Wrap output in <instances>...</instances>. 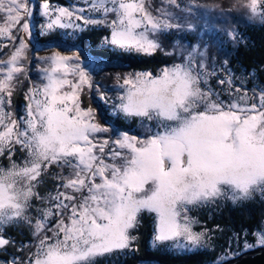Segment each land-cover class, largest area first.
<instances>
[{
  "label": "snow or ice",
  "instance_id": "6c2138e0",
  "mask_svg": "<svg viewBox=\"0 0 264 264\" xmlns=\"http://www.w3.org/2000/svg\"><path fill=\"white\" fill-rule=\"evenodd\" d=\"M168 2L175 4V0ZM256 5L257 0L248 5L253 15L258 14ZM42 8L48 15L47 2ZM91 8L103 18L76 19H83L86 25L106 24L107 15L114 13L116 19L108 24L111 37L104 43L124 50L151 53L159 45L150 34L178 27L167 18L153 17L142 2L135 0H93ZM0 12L5 17L0 35L15 40L11 33L18 25L28 31L25 0H0ZM59 12L61 16L73 15L66 8ZM54 24L79 27L61 23L60 17L47 27L51 29ZM25 49L20 40L8 62L10 67L0 79V125L5 127L0 131V154L8 147L11 155L10 146L19 144L29 156L23 167L13 163L8 170L0 169V224L23 221L29 227L34 225L39 242L26 262L13 259L10 264H94L96 256L130 247L135 237L130 236L129 229L135 227L141 210L157 215L155 241L183 237L185 243L176 247L199 246L204 233L193 232L186 215L180 222L179 207L187 211V205L222 196L236 200L248 198L256 190L264 193V89L259 92V105L241 107L235 102L225 105L219 97L213 100L211 90L201 88L207 73L202 71V61L194 62L193 52H189L186 63L164 68L158 76L151 72L129 74L119 85L123 94L118 97L117 110L156 121V130L148 128L151 135L146 140L119 134L113 143L129 152L112 151L113 162L106 163L103 154L109 141L93 142L91 137L109 129L93 122L92 109L80 108L79 92L93 84L86 68L79 64L70 67V57L49 58L53 67L43 88L44 99L35 98V89L26 94L30 103L23 130L16 120L5 125L4 96L12 95L15 74L23 70L17 62ZM60 67L65 74L70 69L78 80L54 78ZM4 71L0 68V73ZM64 85L71 91L58 94ZM201 106L204 111L197 110ZM53 164L71 172L54 177L59 183L56 194L49 196L53 205L38 209L40 216L33 221L26 213L34 198L42 199L34 189ZM50 216L59 217L53 228H47ZM48 231L53 235L48 236ZM9 243L0 233V247ZM257 243L264 245V232H257ZM253 246L245 244L246 249Z\"/></svg>",
  "mask_w": 264,
  "mask_h": 264
},
{
  "label": "rangeland",
  "instance_id": "374dc122",
  "mask_svg": "<svg viewBox=\"0 0 264 264\" xmlns=\"http://www.w3.org/2000/svg\"><path fill=\"white\" fill-rule=\"evenodd\" d=\"M45 2L49 5L48 15L43 14L42 5ZM92 2L93 0H66L65 3L48 0H25L27 12L29 14H26L24 19L29 24L28 31H23L18 25L17 28L12 29L11 33L12 36L16 37L15 40L7 34L0 35V68L5 70L4 73H0V79L4 77L7 68L10 67L8 62L16 48L19 47L20 40H23L26 45L23 55L17 62V66L21 67L23 70L15 74L12 82L14 87L11 97H7L6 94L4 96L5 103L3 105V113L5 114V125L9 124L11 120H16L19 130H23L25 127L24 121L27 119L28 104L30 103L26 98V94L29 93L30 89H35V98L37 100L44 99L43 88L48 84V76L52 74L51 69L53 67L52 61L49 58L56 55L70 57L71 59L67 62L70 67L79 64L81 67L86 68L91 76L93 87L90 89L87 85L83 86V89L79 92V106L83 110L92 109L94 113L93 122L109 129L108 132L94 134L91 139H93V142L109 141V144L105 147L103 159L106 163H112L113 159L110 155L112 151L118 150L124 155H127L129 152L128 149H119L118 146L113 143L119 137V134L127 133L129 136L136 137L137 140H146L150 138L151 135L147 129L151 128L155 131L157 122L148 121L146 118L139 116H132L134 117L132 126L126 128L116 125L109 118L114 114L122 116L124 119L130 117L117 110V105L119 104L118 97L123 94V89H121L119 85L123 83V78L129 74L149 71L130 70L124 68L120 64L104 63L98 59H92L80 49L77 43L71 41L77 30L84 26H99L106 28L105 34L100 37L101 43L98 42L99 44H105L104 41L106 38L110 39L112 29L108 24L116 19L114 13H109L107 15L106 24L86 25L83 19H76L77 16H83L85 19L103 18L100 12L92 10ZM125 2H132V0H125ZM135 2H142L145 10L153 17L167 18L169 23L178 25V27H172L154 36L150 34V38L155 39L159 45L157 49L173 54L172 59L168 63L161 65L155 71L151 72L153 76H158L164 68H170L175 64L186 63L189 52H193L194 62L200 64L202 61L204 64L202 71L207 73L204 77V81L201 83V88L204 91L211 90L213 93V100L219 97L220 100L224 101L225 105L235 102L241 107L249 106L252 103H257L259 105V92L261 89H264V84L258 83L253 75L243 74L240 71L234 70L227 62V59L239 36L236 25L247 22H261L264 20V18L261 17V14H264V0H257V15H253L248 7L251 0H175V4H170L168 0H135ZM108 7H112V5L108 4ZM61 8L68 9L73 15L71 17L61 16L59 12ZM80 9H83V12L79 11ZM139 15L140 14L137 13V17H139ZM57 17H60L61 23H72L73 25H79V27H60L58 24H54V26L49 29L47 25L56 21ZM4 19V14L0 12V24L4 22ZM51 31H56L61 34L60 40L50 39L45 41L39 39L37 41L35 39V35L39 37ZM62 38H67L69 43L62 41ZM105 45L111 46L109 44ZM54 78L67 79L73 82L78 80V77L72 74L70 69L67 74H65L62 67L54 74ZM221 80H224L225 83L221 84ZM70 91V87L64 85L58 90V94ZM242 97L243 99H241ZM99 99L101 105L99 104ZM9 100L10 103L8 102ZM100 106L101 108L103 107V110L109 117L104 115ZM33 107H35L34 101ZM197 110L204 111V107L201 106ZM4 130V125H0V131ZM10 147L12 148V152L17 148L21 149L19 144H14ZM21 151V157L16 160L9 157L5 164L0 165V169L8 170L12 167L13 163L20 167L25 166L26 162L29 160V156L26 151L22 149ZM4 154L9 155L8 147L5 148L3 155ZM97 155H100L98 151ZM117 162L119 163V161ZM70 172L71 169L67 167L61 168L53 164L46 172L42 173L34 189V191L39 193L42 199L34 198L26 215L35 221L40 216L38 209L43 210L51 208L53 202L49 200V196L56 194L57 184L59 183L54 177L57 175L67 176ZM44 180L49 181L50 185H44ZM40 186L44 188L37 191V188ZM60 190L63 191V189ZM257 196H264V193L256 190L245 199ZM242 200L244 199L233 200L230 195H228L218 197L209 202L187 205V211L184 210L183 206L179 207L178 210L181 213L179 217L180 222H184V217L186 215L190 221L192 231L195 233H204L201 245L199 246H188L186 248L176 247L175 245L177 243H185L183 237L178 238L177 241H155L154 237L158 224L155 212L141 210L137 215V219L143 212L150 214L151 231L149 240L154 245H158L171 252H182L199 248H214L216 250L215 257H218L217 260H220L228 254H226V246L221 248L214 246L212 242L213 237H226L228 233L222 232L216 226L205 227L202 225L194 227L195 224L200 222L197 215L203 212L204 209H206L205 212H207V209L215 207L219 203L222 204L224 201L238 202ZM58 219V216H50L46 222L47 228H53ZM20 223L32 239L26 240L23 244H14L11 247V252L7 253V259H0V264H10L13 259L26 262L36 252V245L39 241L36 235H34V225L33 227H29V225L23 221ZM4 225L6 224H0V230H2V226ZM258 231L264 232L262 220L259 221V227L253 229L251 232L249 231L248 235H250L251 241L249 237L243 235L244 231H241L243 233L239 236L241 245H245L246 243L249 245H257ZM46 234L52 236L53 232L48 231ZM234 236H236V234H234ZM40 238H43V235H41ZM242 248H245V246ZM236 252L234 251L231 255H234ZM110 253L111 252L105 253L104 255ZM136 264L159 263L139 261Z\"/></svg>",
  "mask_w": 264,
  "mask_h": 264
},
{
  "label": "trees",
  "instance_id": "16d2710c",
  "mask_svg": "<svg viewBox=\"0 0 264 264\" xmlns=\"http://www.w3.org/2000/svg\"><path fill=\"white\" fill-rule=\"evenodd\" d=\"M48 1L66 2V0ZM236 27L239 36L231 49V53L228 55L227 62L234 70L243 74L253 75L258 83L264 84V20L261 22H247L236 25ZM105 32V27L84 26L77 30L71 41L77 43L80 49L92 59H98L104 63L120 64L130 70L153 72L161 65L168 63L173 57L172 53L159 49L151 53H144L135 49L124 50L99 44L98 42L101 41L100 37ZM61 36L58 32L51 31L39 37L35 35V39L37 41L39 39L45 41L50 39L60 40ZM61 40L69 43L67 38H62ZM99 102L101 105L100 99ZM101 109L104 115L109 117L103 107ZM109 118L116 125L126 128H130L134 120L132 116L124 119L116 114ZM21 155L22 151L20 148L11 152V155L0 154V165L5 164L9 157L16 160ZM45 184L49 186L50 182L44 180ZM43 188V186H40L37 191ZM205 210L197 215L200 222L195 224L194 227L202 225L205 227L216 226L222 232L228 233L226 237H213L212 241L217 248L226 246V254H228L224 258L229 257L234 251L240 252L245 249L242 248L245 245H241L239 240L241 234L244 233V236L250 238V235H248L249 231L251 232L259 227L260 220H262L264 228V196L252 197L238 202L224 201L222 204L219 203L217 206L207 209V212ZM150 231V214L143 212L138 216L135 227L129 230L130 236L135 237L130 247L113 250L110 254L96 256L93 259L94 264H136L139 261L159 264H205L218 259V257H215L216 250L214 248L171 252L152 244L149 240ZM241 231L244 232L242 233ZM0 233L10 241L8 245L0 249V259L4 260L7 259V253L11 252V247L14 244H23L26 240L32 239L20 222L2 226ZM249 240L251 241V238Z\"/></svg>",
  "mask_w": 264,
  "mask_h": 264
},
{
  "label": "water",
  "instance_id": "95a60500",
  "mask_svg": "<svg viewBox=\"0 0 264 264\" xmlns=\"http://www.w3.org/2000/svg\"><path fill=\"white\" fill-rule=\"evenodd\" d=\"M205 264H264V245L257 244L227 258Z\"/></svg>",
  "mask_w": 264,
  "mask_h": 264
}]
</instances>
